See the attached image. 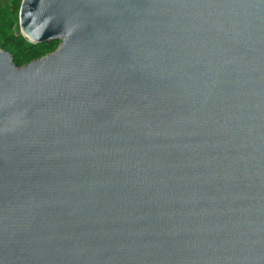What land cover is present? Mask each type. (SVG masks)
<instances>
[{"label": "water", "instance_id": "1", "mask_svg": "<svg viewBox=\"0 0 264 264\" xmlns=\"http://www.w3.org/2000/svg\"><path fill=\"white\" fill-rule=\"evenodd\" d=\"M21 3L0 264H264V0Z\"/></svg>", "mask_w": 264, "mask_h": 264}, {"label": "trees", "instance_id": "2", "mask_svg": "<svg viewBox=\"0 0 264 264\" xmlns=\"http://www.w3.org/2000/svg\"><path fill=\"white\" fill-rule=\"evenodd\" d=\"M22 0H0V48L11 52L18 66L54 51L59 40L36 43L25 37L20 29L19 12Z\"/></svg>", "mask_w": 264, "mask_h": 264}]
</instances>
